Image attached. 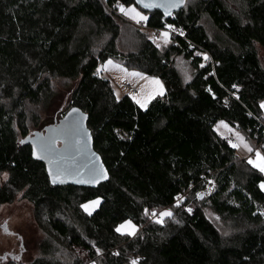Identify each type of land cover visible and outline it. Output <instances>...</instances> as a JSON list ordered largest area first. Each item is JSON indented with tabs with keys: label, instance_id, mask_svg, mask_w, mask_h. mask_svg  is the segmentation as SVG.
I'll list each match as a JSON object with an SVG mask.
<instances>
[{
	"label": "trees",
	"instance_id": "1",
	"mask_svg": "<svg viewBox=\"0 0 264 264\" xmlns=\"http://www.w3.org/2000/svg\"><path fill=\"white\" fill-rule=\"evenodd\" d=\"M118 3L136 5L0 0V205L24 191L35 215L43 213L52 241L29 264H84L56 255L76 250L87 253L89 264H130L136 258L139 264H264V173L238 158L215 130L224 121L264 153V66L258 52L264 49V0H201L171 17L145 11L149 29L171 24L178 31L177 45L163 49L131 25ZM202 51L211 62L195 54ZM179 55L192 69L186 83L174 67ZM107 59L159 77L165 94L145 109L129 95L117 97L98 70ZM52 77L77 79L72 107L88 114L94 149L110 173L96 188L52 185L46 163L26 141L59 121L26 131L25 105L50 94ZM209 184L214 193L199 200ZM96 197L99 207L84 213L82 205ZM157 208L174 212L152 223L145 210ZM127 220L137 225L136 236L116 231ZM8 256L7 264H26Z\"/></svg>",
	"mask_w": 264,
	"mask_h": 264
},
{
	"label": "rangeland",
	"instance_id": "2",
	"mask_svg": "<svg viewBox=\"0 0 264 264\" xmlns=\"http://www.w3.org/2000/svg\"><path fill=\"white\" fill-rule=\"evenodd\" d=\"M200 1L201 0H186L184 8L186 9L188 6L197 4ZM129 6L135 7L144 16L148 17V13L143 11L138 6ZM125 7L127 8L128 6ZM119 12L121 13L120 10ZM122 15L128 21L133 23L131 25L147 32L153 43L159 48L163 49L172 43L177 45V42H175L177 33L175 34L176 30L174 28L169 29L166 27L162 30L154 31L145 25L147 20L137 22L136 20L131 19L124 14ZM206 26L207 30L210 31L211 26L207 21ZM162 32H167L169 34V39L167 42H165L164 38L161 36ZM258 52L261 62L264 66V49L259 48ZM126 53L128 52L126 51ZM195 54L203 56V53L200 52H196ZM109 61L111 63H109ZM174 67L176 68V71L178 72L183 83L189 82L192 79V69L190 62L182 55L174 57ZM98 70L102 76L107 77L111 81L112 87L117 97L129 95L136 103L137 100L146 101L144 107H141L140 104L137 103V105L142 109L147 108L149 103L154 98L163 96L166 92L164 82L159 77L144 74L136 69H131L120 60L107 59L102 63ZM154 81H159V84L154 83ZM124 82L126 84H124ZM50 83L51 91L47 97L42 96L38 102H27L25 105L23 113L27 126L26 131L29 134H32L37 129L43 128V126L46 124L52 123L55 118L60 119L63 114L72 108L71 93L77 83V79L70 80L52 77ZM261 109L262 115L264 117V108L261 107ZM221 122H223V124H221ZM224 125H227V127ZM14 127L16 129L18 139L21 140L23 138V134L21 128H19V120H17V118ZM215 130L220 136L231 142L230 144L236 143L239 145V147H235V152L240 159L248 161L250 158L255 159L256 151L263 153L261 150H258V147L253 145V143L247 138V134L245 132L230 126L224 121H219L215 126ZM237 133L243 137V143L237 139ZM244 143L250 146L253 151H247L244 147ZM7 178L8 175L6 178L3 175L4 181ZM209 186H207L206 189L200 193L199 200L206 199L208 196L214 193L215 186L212 184H209ZM95 201H98V203H93ZM100 203L101 198L99 197L85 202L83 205H88V208L86 210L84 207H82L83 212L86 214L92 213L99 207ZM187 209L189 211L190 208ZM164 211H170L171 213L174 212L173 209L169 208H157L147 211V213H145V217L152 223L156 220L162 221L166 216L161 217L159 214ZM153 212H155L156 215H153ZM207 213L209 214V217L213 219L209 209H207ZM127 221H124L117 227L124 225ZM130 222L135 226V231L130 236H134L138 231V227L132 221ZM47 229L48 228L46 227L43 213L40 218H38L37 215H35L33 203L25 197L24 191L19 192L13 202L0 205V257L7 254H13L15 256H20L21 261L26 264H29L34 259L41 257L47 242L52 243L48 235L49 229ZM119 233L129 235L127 228L122 229V231ZM64 252V255H59L57 253L56 255L58 258L64 260L65 263H73L78 257L84 260V264H89V259L85 251L76 250L72 254H67L68 252L66 251ZM133 260H136L137 264H139L138 258L132 259L130 264H132ZM8 261L9 256L5 258V260L0 258V264H7Z\"/></svg>",
	"mask_w": 264,
	"mask_h": 264
},
{
	"label": "water",
	"instance_id": "3",
	"mask_svg": "<svg viewBox=\"0 0 264 264\" xmlns=\"http://www.w3.org/2000/svg\"><path fill=\"white\" fill-rule=\"evenodd\" d=\"M134 1L136 3V0ZM185 4L186 0L178 7L170 9L169 14L165 15L162 8L146 9L136 3L144 11H160L165 17H171L181 11ZM73 109L79 111L73 112ZM88 118V114L80 107L73 106L59 119L56 125H47L43 131H35L33 135L27 137L26 141L32 145V153L34 150L36 151V156H33L46 163L48 173L49 171L54 174L60 172L55 183L52 182V177L49 175L52 185L96 188L110 180L108 168L100 154L94 149V140L88 127ZM42 144L48 145L47 150L42 151ZM101 164L107 172V178L96 182H87L90 179V170L93 166L98 168ZM6 256L3 255L2 258Z\"/></svg>",
	"mask_w": 264,
	"mask_h": 264
},
{
	"label": "snow or ice",
	"instance_id": "4",
	"mask_svg": "<svg viewBox=\"0 0 264 264\" xmlns=\"http://www.w3.org/2000/svg\"><path fill=\"white\" fill-rule=\"evenodd\" d=\"M183 2H184V0H136L137 4L142 5V7L146 8V9L162 8L164 10L165 15L169 14L170 9L178 7L179 4H182ZM118 7H119V10L121 11L122 14L128 16L131 19L136 20L137 22L146 21L148 19V17L144 16L140 11H138L133 6H128L126 8L125 5L118 3ZM166 27L171 29V28H173V25L168 24V25H166ZM161 36L164 38L165 42L168 41L169 34L167 32H162ZM205 59H207V56H205ZM109 63H111V62L109 61ZM154 83L159 84V81H154ZM233 87H236V85H233ZM161 91H162V86H161ZM137 103L140 104L141 107H144L146 104V101L137 100ZM261 107L264 108V102L261 103ZM78 111H79L78 109H73V112H78ZM221 124H223V122H221ZM224 126L227 127V125H224ZM236 135H237V139L241 143H243V137H241L239 135V133H237ZM21 143H24V141H21ZM231 146L234 148L239 147V145L236 143H232ZM244 147L249 152L253 151V149L250 146H248L246 143H244ZM41 148H42V151L47 150L48 145L42 144ZM33 155L36 156L35 150L33 151ZM37 158H40V157H37ZM97 159H99V158L97 157ZM50 163H52V161H50ZM248 163L253 168L257 169L259 172L264 173V153H261L260 151H256L255 159L250 158L248 160ZM90 171H91V176L87 182H96L100 179H106L107 178V172L103 168L102 164L98 168L93 166V168ZM49 175H50V177H52V182L55 183L58 175H60V172L58 171L57 173L54 174L51 171H49ZM4 176L6 178L7 173H5ZM80 182H84V181H80ZM260 187H261V190L264 191V182H261ZM93 203H98V201H95ZM82 207H84L87 210L88 205H82ZM145 211L147 213V209ZM189 211H191V209H189ZM261 214L264 215V213H261ZM153 215H156V213L153 212ZM159 215L161 217L171 216L172 213L170 211H164V212H161ZM124 228H127L129 235H132L135 231V226L132 225L130 221H127V222H125L124 225L117 227L116 231L121 232L122 229H124ZM132 264H137V261L133 260Z\"/></svg>",
	"mask_w": 264,
	"mask_h": 264
},
{
	"label": "built area",
	"instance_id": "5",
	"mask_svg": "<svg viewBox=\"0 0 264 264\" xmlns=\"http://www.w3.org/2000/svg\"><path fill=\"white\" fill-rule=\"evenodd\" d=\"M176 33H177V35H178V31H177V30L175 31V34H176ZM201 53H203V51H202ZM203 56H204V64H207V63H209V62L212 61V59H211V57H210V55H209L208 53H203ZM205 56H207V59H205ZM124 84H126V83L124 82ZM225 103H226V105H230V104H231V100H230V98H227V99L225 100Z\"/></svg>",
	"mask_w": 264,
	"mask_h": 264
}]
</instances>
